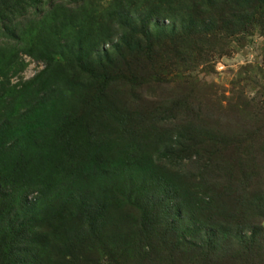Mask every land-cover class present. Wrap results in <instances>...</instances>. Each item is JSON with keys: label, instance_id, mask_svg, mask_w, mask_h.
I'll list each match as a JSON object with an SVG mask.
<instances>
[{"label": "trees", "instance_id": "trees-1", "mask_svg": "<svg viewBox=\"0 0 264 264\" xmlns=\"http://www.w3.org/2000/svg\"><path fill=\"white\" fill-rule=\"evenodd\" d=\"M45 1L0 0V35L15 37L35 32L32 40L42 42L26 45V52L45 64V69L21 89L0 92V177L8 169L16 171L20 162L11 152L21 147L27 158L36 150L32 160L41 170L38 175H49L23 184L16 194L1 195L2 199L9 196V200L21 203V218L17 223L8 221L10 211H0V264H121V260H126L124 264H264V238L260 240L262 248L258 247V262L252 258L247 262L243 249L235 250L236 258L227 254V259L224 251L220 260L214 261L193 242L203 227L193 219L200 213L211 218L219 212L222 219H232L228 208L233 204L245 210L241 220L248 222L249 208L243 207L244 200L237 198L240 195L263 204L260 209L253 206L251 212L259 209L256 216L264 212V169L261 159L255 161L261 148L245 157L252 156V167L244 157L239 160L236 149L233 156L239 161L230 162V137L222 130L220 117L203 109L206 105L181 98L166 115L165 111L148 112V106L136 94L166 82L159 73L176 64L173 54H168L172 47L163 50L171 36L181 39L185 34L211 35L223 30L225 39L238 42L255 32L264 37V0H147V5L141 4L142 0H118L108 3L106 17L100 19L114 21L118 38L110 48H104L113 37L108 28L99 30L94 50L89 49V43L85 44L87 48L79 46L84 36L94 35L91 32L82 36L90 16L80 9L87 0H75L76 6L64 10L60 20L52 18V24L44 20L60 3L48 0L50 12L39 17L38 28L14 24L20 11L32 8L34 2L42 8ZM158 17L167 24L158 22ZM140 46L147 47V56L141 54ZM124 48L135 54L130 60L118 62L119 55L124 57ZM61 63L78 72L74 78L82 76L91 84L104 80V89L86 81L79 84L83 99L91 91L86 122L81 118L84 113L76 117L66 114L65 106L60 110L55 105L64 88L62 80L53 82V73ZM124 64L136 67L130 68L128 77L115 70ZM124 81L131 85L125 89L129 90L133 113L127 110L121 89H116L120 97L117 108L107 99L105 89L113 83L124 85ZM112 121L121 128L114 138L113 169L108 126ZM161 122L175 125V134H168L169 130L162 133ZM180 127L190 132L188 137L179 131ZM65 156L68 162L58 164ZM185 159L191 161L193 170L175 171V165L183 164ZM133 171L142 176L150 173V181L155 184L134 199L116 198L107 205L96 202L101 194H113L104 189L112 178L130 176ZM165 175H172L176 182L186 180L182 190L177 183L161 180ZM235 191L243 194H232ZM217 200L226 205L227 211H220ZM230 231L231 226L225 232ZM39 235L45 240L41 242ZM20 241L27 246L24 252L16 248ZM225 246L226 251L232 248L229 241ZM102 258L106 259L104 263Z\"/></svg>", "mask_w": 264, "mask_h": 264}, {"label": "rangeland", "instance_id": "rangeland-1", "mask_svg": "<svg viewBox=\"0 0 264 264\" xmlns=\"http://www.w3.org/2000/svg\"><path fill=\"white\" fill-rule=\"evenodd\" d=\"M118 0H87L86 5L89 4L91 7L86 5L80 10H84L89 14V19L86 21V30L82 33V36L93 33L94 35L84 36L85 39L79 46H85L89 43V49L94 50L96 48V33L99 30L105 28L109 29L110 36H112V41L104 45V48H110V46L116 42L118 34L116 33L117 25L112 19L100 20L105 16V9L108 3H117ZM54 3H60V6L53 10V14L47 17L44 22L49 23L52 18L56 17L60 20L59 16L62 15L64 10H69L68 8L76 6L73 3L75 0H54ZM48 0L42 8L38 6V2H34L32 8H28L26 11H20V16L18 15L14 24L21 26L26 24L28 28H38L40 21L39 17H45L47 12H50ZM141 4L147 5V0H142ZM114 5V4H112ZM94 15L95 21H91V15ZM257 18V17H255ZM158 22H163L167 24V20L162 17H158ZM52 24V23H49ZM35 32L26 31L20 33L15 37H4L0 35V92L1 90L8 88L21 89L22 85H26L28 81L31 80L35 75L45 69V64L42 60H37L30 56L26 51V45H37L42 42V40H32V36H35ZM44 34V33H42ZM45 35V34H44ZM226 34L223 30H220L211 35H196L185 34L181 39L172 37L170 38L169 45L163 50H168L172 47V50L168 54H173L172 59L175 60L173 66L168 68L166 71H162L159 75L166 80L161 86L150 85L142 90H138V99L144 100L146 106H148V112L154 110V112H167L166 115L172 113V109L176 106L175 102L178 99L186 98L188 100H196L203 105V109L211 112L214 116L220 117L219 123L223 126L222 130L228 134L231 140L230 144V162L237 163L242 157L246 162L250 161L251 167L253 166L252 156L246 157L247 154L252 151L256 154V151L261 148V152L256 154L255 161L261 159L262 169H264V37L258 33H253L252 35L246 36V38L241 41H233L228 38L225 39ZM238 37V36H237ZM89 40V41H88ZM80 42V40H78ZM176 44V45H175ZM175 45V46H174ZM140 52L143 56L148 55L147 47L140 46ZM121 51V50H120ZM77 52V50H76ZM123 58H120L118 62L130 60L133 53L126 52L124 48L122 50ZM134 65H131V67ZM130 67V68H131ZM135 67V66H134ZM129 65L124 64L123 66L117 67L116 72L122 77H128L129 75ZM136 67L132 70H135ZM72 67L67 66L63 63L60 64L59 68H56L54 73L53 82L57 79L62 80L64 88L60 91L56 97L55 105L64 110L62 106L66 107V114H83L81 118L86 122V105L91 103V91L88 96L84 99L83 90L79 88V84L82 81H86L89 84L90 81L84 79L82 76H77L79 81L73 77V74H77ZM82 82L83 84H85ZM101 82L104 80L100 79V82L91 84L92 86L103 88ZM113 83L105 90H107V99L117 108L116 102H120L119 94L116 95V89H121L125 95V100L127 101V110L133 113L134 108L129 102V90L125 89V86L130 85L129 82L124 81L122 83ZM131 86V85H130ZM94 87V88H95ZM1 97V94H0ZM7 98V95H5ZM3 98V97H1ZM124 98V97H123ZM110 103V104H111ZM174 104V105H173ZM125 108L124 113H127ZM52 111L55 112L53 109ZM91 112V111H90ZM40 113V112H39ZM37 112V116L39 114ZM91 114V113H90ZM142 114V113H141ZM76 117H78L76 115ZM110 131V146L111 154L114 160L111 162V169H113L116 163L115 155V141L114 138L120 131V126L114 121L108 124ZM200 127L199 129L201 130ZM85 129V127H84ZM198 129V130H199ZM71 129H66L67 132ZM80 130V129H79ZM162 133L167 132L168 134L176 132L175 125H166L165 122H161ZM197 130V131H198ZM179 131L183 132L185 138L188 137L190 133L186 128L180 127ZM237 135L239 137L235 138ZM235 138V139H234ZM234 139V141H232ZM238 144H235L236 141ZM253 143V146H252ZM22 147L15 149L11 152V156L20 162L14 170H7V173H3L0 177V211L9 210L10 219L8 221H13L17 223L20 221L19 206L21 203H17L16 200H9V196L2 199V194H16L23 184L32 181V179H38L39 177L48 178L49 175L43 173L38 175L41 171L38 165H34L35 161L32 157H35L37 151L33 150L32 154L28 157L22 155ZM239 150L240 157L236 162L234 152ZM21 150V151H20ZM251 154V153H250ZM68 158V157H67ZM66 156L60 158L59 163H64L67 161ZM196 159L195 157L192 160ZM251 159V160H250ZM68 162V161H67ZM176 164V163H175ZM174 164V165H175ZM27 169L22 170L25 166ZM249 165V166H250ZM186 168L188 171H192L194 166L188 159L184 160V163H177L175 165V171L181 172ZM235 175L234 171H230ZM150 173L142 176L139 173L133 171V173L128 175H120L117 178H112V183L105 186L104 189L113 194H101L102 198L96 201L97 203L102 202L107 205L114 201L116 198H124L126 200L134 199L139 194L147 192L150 184H155V182L150 181ZM172 175H165L161 180H165L171 183H177L179 189L182 190V186L186 180L178 179L173 180ZM234 180V179H233ZM234 191V187L230 188ZM113 190L114 192H112ZM236 192V191H235ZM149 194V193H148ZM232 194H243L240 192ZM251 194H254L251 192ZM238 199L244 200L243 207L248 209L249 221L241 220L242 212H245L243 208L239 209L233 204L229 205L228 213L231 214L232 219L227 216V219H222L219 216V212L213 214V217L209 218L206 213L198 214L194 220L197 223L202 224L203 227L199 231V236L193 238V242L199 247V249L215 261L220 260L223 254L228 259V255L235 257L237 254V249H243L246 252V261L250 262L251 258L254 262H258L260 240L264 238V212L260 216H256L257 211L262 208L263 204L259 201L256 202L255 199H250L248 195H240ZM95 200V199H94ZM218 206L220 211L225 210L227 207L221 202ZM259 208L258 210L254 209ZM227 211V209H226ZM203 214V216L201 215ZM246 213H244L245 215ZM201 215V216H200ZM116 225H120L117 223ZM233 227V232L230 231L226 233L227 227ZM42 230V229H40ZM188 235H186V238ZM40 241L45 240V236L39 235ZM226 241L232 247L226 251ZM37 242V240H36ZM48 244V242H47ZM50 244H48L49 246ZM51 246V245H50ZM26 245L22 244V241L17 245V250L24 252ZM218 255V256H217ZM236 258V257H235ZM104 259V260H102ZM101 259V263L105 262V258ZM121 264L126 263V260L119 261ZM224 263V262H223ZM222 263V264H223Z\"/></svg>", "mask_w": 264, "mask_h": 264}]
</instances>
